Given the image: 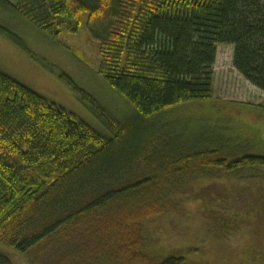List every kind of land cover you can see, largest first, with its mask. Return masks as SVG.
Returning a JSON list of instances; mask_svg holds the SVG:
<instances>
[{
	"label": "trees",
	"instance_id": "16d2710c",
	"mask_svg": "<svg viewBox=\"0 0 264 264\" xmlns=\"http://www.w3.org/2000/svg\"><path fill=\"white\" fill-rule=\"evenodd\" d=\"M3 2L56 38L77 32L88 10L103 28L100 75L140 117L212 99L223 45L264 92V0ZM62 78L110 136L0 72V264H264V156L165 124L134 137L131 120ZM191 207L192 246L154 253L158 220Z\"/></svg>",
	"mask_w": 264,
	"mask_h": 264
},
{
	"label": "rangeland",
	"instance_id": "374dc122",
	"mask_svg": "<svg viewBox=\"0 0 264 264\" xmlns=\"http://www.w3.org/2000/svg\"><path fill=\"white\" fill-rule=\"evenodd\" d=\"M8 1L17 6L20 0ZM85 1L91 4L95 0ZM102 32L101 26L89 24L87 10L81 17L77 32L66 30L56 38L0 0V72L76 115L105 136H110V133L100 118L62 78L63 75L121 121L131 120L132 127L136 129L134 137H148L154 130L152 124L155 129L165 124L175 135L190 136L192 142L228 148L245 146L240 149L264 156V92L233 68L232 46L218 48L212 99L171 108L166 117L156 121L159 119L157 116L140 117L100 75L97 44ZM205 186L207 183L204 182L192 185L188 196ZM192 210V207L188 209L187 217L158 220L152 232L158 231L157 237H161V242L153 246L154 253L167 256L175 250L184 252L192 246L191 242L196 240L195 232L193 228L188 230L186 225L189 214H194ZM261 212L263 214L264 210ZM234 226V223H228L225 228L234 229ZM251 226L258 229V220ZM207 238H214L213 242L221 240L217 234H209Z\"/></svg>",
	"mask_w": 264,
	"mask_h": 264
}]
</instances>
